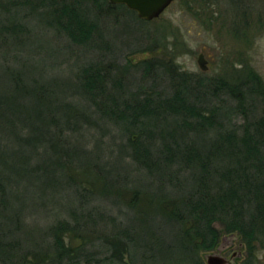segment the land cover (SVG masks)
I'll use <instances>...</instances> for the list:
<instances>
[{
    "label": "trees",
    "instance_id": "trees-1",
    "mask_svg": "<svg viewBox=\"0 0 264 264\" xmlns=\"http://www.w3.org/2000/svg\"><path fill=\"white\" fill-rule=\"evenodd\" d=\"M231 1L237 6L246 0ZM262 1L247 0V36L258 28L249 15L258 14L264 26ZM23 2L30 5L32 1ZM30 6L32 14L45 16L49 27L80 46L92 43L97 47L106 42L100 21L104 13L122 8L140 23L148 22L125 5L109 0H36ZM17 22H0V32L11 27L16 31ZM131 67L142 80L133 83L134 90L126 78ZM247 76L239 82L223 77L197 78L173 61L153 58L125 64L93 60L80 69L75 85V93L88 101L92 113L66 101L52 87L27 85L13 78L15 85H7V91L0 93V263L197 264L200 251L214 246L220 235L214 221L251 245L264 243V81L253 70ZM163 78L169 80L168 86L160 90ZM146 81L151 84H144ZM52 95H56L54 99ZM256 103L261 114L252 118ZM64 108L67 115L62 114ZM95 114L118 125L128 136L119 157H130L144 168L158 181L156 190L161 194L120 184L114 187L119 175L112 168L63 139L66 131H77L81 122L95 125L91 119ZM239 116L243 123L235 122ZM168 119L173 121L170 129L158 128V121ZM193 133L211 137L206 150L196 147L190 137ZM88 156L94 159L87 161ZM175 164L188 175L174 171ZM41 174H51L53 180L66 179L61 189L78 193L81 205L97 192L123 196L131 191L133 196L127 203L133 212L130 225L103 227V218L97 220L89 213L87 219L78 220L74 211L75 219L50 227L48 246L24 248L20 234L25 210L30 205L42 208L48 202L54 204L33 191ZM99 177L109 190L102 188V183L97 187ZM175 178L180 180L179 186L190 191L172 198L164 183ZM142 195L149 200V208L139 207ZM101 239L105 250L99 256L92 246ZM165 245L179 254L163 257Z\"/></svg>",
    "mask_w": 264,
    "mask_h": 264
},
{
    "label": "rangeland",
    "instance_id": "rangeland-1",
    "mask_svg": "<svg viewBox=\"0 0 264 264\" xmlns=\"http://www.w3.org/2000/svg\"><path fill=\"white\" fill-rule=\"evenodd\" d=\"M23 1L25 0H0L3 2L0 3V22L13 25L18 21L16 31L10 30L13 29L11 27L6 32H0V93L7 91V85H15L13 78L27 85L42 83L55 89L57 95L66 101L92 113L94 109L89 107L88 101L75 93V85L80 69L93 60L125 64L138 63L148 58L161 59L179 64L182 70L197 78L223 77L231 82L246 79L248 72L253 70L264 81V26L260 24L262 19L259 21L258 14L249 15L252 25L256 24L258 28L251 29L247 36V0L244 5L238 3L237 6L231 0H174L158 18L145 23H140L122 8L112 14L104 13L100 21L103 40L106 42L99 43L97 47L92 46V43L82 46L74 44L66 34L49 27L45 23L48 20L45 16L30 12V5L36 0H31L30 5L22 4ZM261 3L264 4V1ZM3 6H6L7 11ZM201 53L207 61V71L202 70L198 64ZM128 73L126 78L134 90L133 85L142 82L140 73L133 67ZM168 81L163 78L158 89L167 88ZM144 84L151 83L146 81ZM60 85L61 89H58ZM49 95L47 98H50ZM55 96L52 95V98ZM256 106L258 108L252 118L261 114L260 104L256 103ZM63 113L67 115L69 112L64 108ZM92 116L95 125L81 122L77 131H66L63 139L71 146L77 145L95 154L100 163L112 168L113 172L119 175L115 177L118 182L114 187L120 184L122 188L138 187L149 194H161L156 190L158 181L148 175L144 168L130 157H119L120 147L128 142V136H124L118 125L101 119L99 115ZM150 122L154 123L155 119ZM235 122L240 124L243 120L239 116ZM124 125L126 126V123ZM172 126V119L158 121V128L161 130L170 129ZM190 137L202 151L206 150L211 142V137L204 133H193ZM86 159L92 161L94 158L88 156ZM172 169L179 171L180 175H188L186 170H180L179 165H173ZM65 180H53L51 174H41L37 178L38 182L35 181L33 191L41 193L42 200L51 199L54 204L50 206L48 202L46 207L42 208L30 205L25 210L22 215L23 231L20 234L24 248L30 249L37 244L48 246L51 240L47 232L51 226L63 220L87 219L89 213L97 220L103 218V227H113L112 224L130 225L133 212L127 203L133 196L131 191L125 192L123 196H118L117 193L102 195L97 192L88 196L86 204L81 205L82 200L77 196L78 193L76 195L73 190L61 189ZM104 182V178L99 177L97 187L101 188V183L103 185ZM179 184L180 180L177 178L172 183H164L172 198L179 195V192L190 191V188ZM102 188L109 190L110 187L103 185ZM141 198L139 207L149 208L147 197L142 195ZM74 211L75 218L72 216ZM217 227L221 235L227 233L222 224H217ZM232 236L237 235L232 234L228 238ZM138 237L142 238L141 235ZM77 240L76 238L74 242L77 243ZM103 240H97L92 246L99 256V253L105 250ZM255 246L264 264V243H256ZM176 250L165 245L162 256L175 258L177 253L179 254Z\"/></svg>",
    "mask_w": 264,
    "mask_h": 264
},
{
    "label": "flooded vegetation",
    "instance_id": "flooded-vegetation-1",
    "mask_svg": "<svg viewBox=\"0 0 264 264\" xmlns=\"http://www.w3.org/2000/svg\"><path fill=\"white\" fill-rule=\"evenodd\" d=\"M64 2H79L87 3L90 0H62ZM217 224H221L219 221L212 222V225L216 227L218 233L220 234L217 242L214 246L200 251V259L197 264H209L207 262V254H212L220 258L222 264H263L261 257L256 251L255 245H251L242 236L237 234V232H227L224 235L218 230ZM232 234L237 236L229 237ZM230 239V240H228Z\"/></svg>",
    "mask_w": 264,
    "mask_h": 264
},
{
    "label": "water",
    "instance_id": "water-1",
    "mask_svg": "<svg viewBox=\"0 0 264 264\" xmlns=\"http://www.w3.org/2000/svg\"><path fill=\"white\" fill-rule=\"evenodd\" d=\"M114 5H125L128 9L135 11L142 20L152 21L158 18L174 0H109ZM198 64L202 70L207 71V61L204 54L198 57ZM209 264H222L220 258L215 255H207Z\"/></svg>",
    "mask_w": 264,
    "mask_h": 264
}]
</instances>
